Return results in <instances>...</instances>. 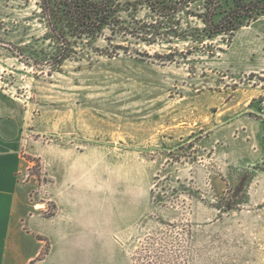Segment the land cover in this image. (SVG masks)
Listing matches in <instances>:
<instances>
[{
    "label": "rangeland",
    "instance_id": "374dc122",
    "mask_svg": "<svg viewBox=\"0 0 264 264\" xmlns=\"http://www.w3.org/2000/svg\"><path fill=\"white\" fill-rule=\"evenodd\" d=\"M136 8L124 26L154 19ZM40 13L0 0V87L24 107L36 214L72 178L100 198L118 264H264V15L231 37L187 14L152 44L104 30L54 69Z\"/></svg>",
    "mask_w": 264,
    "mask_h": 264
},
{
    "label": "crops",
    "instance_id": "0c3cea01",
    "mask_svg": "<svg viewBox=\"0 0 264 264\" xmlns=\"http://www.w3.org/2000/svg\"><path fill=\"white\" fill-rule=\"evenodd\" d=\"M24 107L0 87V264H118L121 241L107 233L101 200L84 181H60L51 198L57 210L48 219L29 202L23 178ZM263 150L264 143L259 145Z\"/></svg>",
    "mask_w": 264,
    "mask_h": 264
},
{
    "label": "trees",
    "instance_id": "16d2710c",
    "mask_svg": "<svg viewBox=\"0 0 264 264\" xmlns=\"http://www.w3.org/2000/svg\"><path fill=\"white\" fill-rule=\"evenodd\" d=\"M197 1L134 0V4L129 1L122 4L120 0H38L41 18L47 27L46 39L55 44L54 52L44 56L47 58L45 61L57 69L64 61L77 55L75 47L79 42L84 38L92 40L104 30H109L111 37L131 36L147 44L155 42L164 28L177 36L173 25L180 14L198 19L207 38L219 34L231 37L244 24L264 15V0H231L230 5V0H204L203 10L195 14L190 7ZM138 4L145 5L154 19L143 22L131 18L135 26H124L125 22L118 13L131 8L137 11ZM107 40L111 41V38Z\"/></svg>",
    "mask_w": 264,
    "mask_h": 264
}]
</instances>
